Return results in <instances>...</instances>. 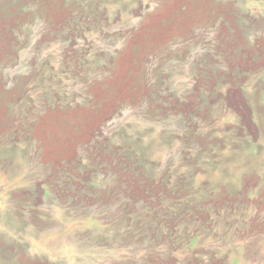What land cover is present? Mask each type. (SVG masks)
Masks as SVG:
<instances>
[{"label": "rangeland", "instance_id": "374dc122", "mask_svg": "<svg viewBox=\"0 0 264 264\" xmlns=\"http://www.w3.org/2000/svg\"><path fill=\"white\" fill-rule=\"evenodd\" d=\"M0 264H264V0H0Z\"/></svg>", "mask_w": 264, "mask_h": 264}]
</instances>
